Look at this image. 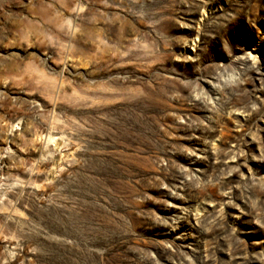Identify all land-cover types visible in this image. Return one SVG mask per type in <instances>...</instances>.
Returning <instances> with one entry per match:
<instances>
[{
  "label": "rangeland",
  "instance_id": "1",
  "mask_svg": "<svg viewBox=\"0 0 264 264\" xmlns=\"http://www.w3.org/2000/svg\"><path fill=\"white\" fill-rule=\"evenodd\" d=\"M0 264H264V0H0Z\"/></svg>",
  "mask_w": 264,
  "mask_h": 264
},
{
  "label": "bare ground",
  "instance_id": "2",
  "mask_svg": "<svg viewBox=\"0 0 264 264\" xmlns=\"http://www.w3.org/2000/svg\"><path fill=\"white\" fill-rule=\"evenodd\" d=\"M216 89H219V86H217L215 89H214V91L215 92H218ZM40 139V138H39ZM43 140H40V141H42L46 146H49L50 144H52V143H54V142H56V140L53 138V136H49V137H45V138H42ZM39 141V140H38ZM55 144V143H54ZM59 145V144H58ZM58 145H56L57 147H58ZM62 146V145H61ZM60 148H58L57 150H59ZM54 174V172H51L50 173V176H54L53 175Z\"/></svg>",
  "mask_w": 264,
  "mask_h": 264
}]
</instances>
